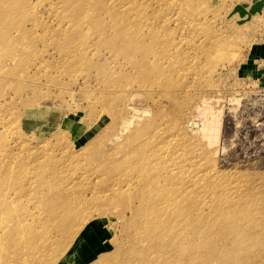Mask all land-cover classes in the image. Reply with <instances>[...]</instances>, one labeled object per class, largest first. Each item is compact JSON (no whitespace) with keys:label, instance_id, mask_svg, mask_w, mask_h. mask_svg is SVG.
I'll list each match as a JSON object with an SVG mask.
<instances>
[{"label":"rangeland","instance_id":"1","mask_svg":"<svg viewBox=\"0 0 264 264\" xmlns=\"http://www.w3.org/2000/svg\"><path fill=\"white\" fill-rule=\"evenodd\" d=\"M7 6L0 5V140L8 159L0 174L19 162L15 169L24 175L52 169L50 182L60 185L66 181L55 165L65 174L92 173L106 162L103 150L112 154L123 143L126 152L124 138L145 125L147 139L155 120L167 138L185 146L173 155L184 154L209 175L210 199L197 203L202 213L195 226L204 220L212 232H230L222 248L191 250L187 259L201 253L209 257L202 264L241 258L239 264H264V71L255 76L245 65L264 46V0H21L13 16ZM144 86L151 91L142 92ZM126 87L134 98L128 104ZM175 89L177 99L161 97ZM201 115L219 128L218 145L205 147L207 139H196L187 126ZM131 117L130 130L114 138ZM25 205L36 213L32 203ZM126 205L92 203L88 216L77 217L80 230L70 224L68 231L76 232L70 245L59 232L65 253L56 245L43 260L66 264L74 253L70 264H129L132 232L147 231L139 224L143 217H133ZM231 232H243L246 246H234Z\"/></svg>","mask_w":264,"mask_h":264},{"label":"bare ground","instance_id":"2","mask_svg":"<svg viewBox=\"0 0 264 264\" xmlns=\"http://www.w3.org/2000/svg\"><path fill=\"white\" fill-rule=\"evenodd\" d=\"M6 1L7 14L13 16L18 11L21 0H0V5ZM5 30L9 28L6 27ZM4 35L5 33H0V37ZM161 84L166 85L164 82ZM131 89L126 87L121 90L125 93L124 102L127 104L129 100H134L129 94ZM139 89L142 92L151 91L146 86ZM176 91L177 89L163 91L161 97L177 99ZM203 111L208 113L209 108L204 106ZM201 117V121L194 118L187 121V126L192 129L196 139L200 136L207 139L205 147L218 145L219 128L216 125H209L206 115ZM117 121L118 119H115L111 123L109 130L112 133L116 130ZM134 121L133 117L125 119L123 125L115 131L114 138L122 132H128ZM144 129L145 125H142L124 138L128 143L126 152L123 143L115 147V155V152L110 154L103 150V155L108 154L106 162L99 161L100 165L92 173L87 174L86 171L80 170L73 175L65 174L61 171L60 165H55L53 169L58 172L62 181H66L60 185L57 181L51 184L49 175L53 173L52 169L51 172L42 174L37 169L34 172H25L24 175L22 170L15 169L19 162L11 163V167L7 166L3 175L0 174V264H42L43 261L44 264H51L49 258L46 260L43 258L50 251H55L56 245H59L57 251L65 253L63 244L59 242L61 238L59 232H65L63 236L71 239L72 234L76 232H69L68 229L72 226L80 230L82 223L78 219L88 216L91 204L96 202L110 207L115 203L127 204L126 209L133 217H143V222L141 220L139 224L147 232H132L130 250L126 257L129 264H202L204 259L209 258L208 256L197 253L195 258L190 256V259H187L185 253L191 250L199 251L197 250L199 248L214 247L215 250L222 248L230 232H212L204 220L202 224L195 226L196 215L202 213L197 203H208L210 199V190L207 181L205 182L209 175L198 168L193 159L188 160L184 154L173 155L174 151L179 152V148L184 149L185 146L171 136L167 138L164 130L157 127L155 120L150 122V135L147 139L143 135ZM153 138H157L158 142L150 143ZM2 142L3 140H0L2 144L0 163L8 159L6 146ZM143 147L150 149L151 153L147 151L141 154L140 150ZM122 156L124 158L119 162ZM80 173L81 175H78ZM37 177H40L39 182ZM92 178H95V182ZM75 187L82 190L77 192ZM23 194H26V197L22 196ZM88 194L91 197L87 198ZM59 198L62 200L59 201ZM26 203L34 205L35 214L27 211ZM135 203L139 206L135 207ZM16 207L26 210L21 218L14 213ZM123 218L126 219L125 216ZM37 220L41 223L40 226H35ZM182 221L188 225L182 227ZM189 222L193 225H189ZM189 226L194 232H187ZM30 228L37 234L34 235ZM128 228H131L130 224ZM202 228H205L204 232H196ZM231 234L234 235V246L238 248L246 246L247 237L243 232ZM72 240L68 242L67 239L69 245ZM77 241L73 244L76 245ZM72 255L74 253L67 255L66 264L71 263ZM241 259H238L237 264L242 262ZM99 264L106 263L101 261Z\"/></svg>","mask_w":264,"mask_h":264},{"label":"crops","instance_id":"3","mask_svg":"<svg viewBox=\"0 0 264 264\" xmlns=\"http://www.w3.org/2000/svg\"><path fill=\"white\" fill-rule=\"evenodd\" d=\"M256 53H255V57H254V61H251V63H245V65L250 66L251 69L250 71H252L254 73L255 76L259 75V73H262L263 70H261V67L264 65V46L261 47H257L255 48Z\"/></svg>","mask_w":264,"mask_h":264}]
</instances>
